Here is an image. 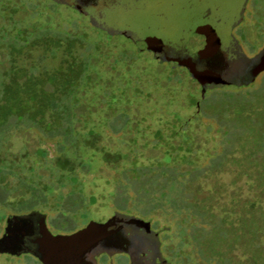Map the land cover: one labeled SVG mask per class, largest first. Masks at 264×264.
Listing matches in <instances>:
<instances>
[{
	"label": "rangeland",
	"instance_id": "1",
	"mask_svg": "<svg viewBox=\"0 0 264 264\" xmlns=\"http://www.w3.org/2000/svg\"><path fill=\"white\" fill-rule=\"evenodd\" d=\"M14 1L17 0H0V29H6L7 15L20 22L21 27L37 23L68 32L74 31L71 20L76 19L88 40L99 43L107 52L109 60L94 59V71L99 73L101 84L109 86L124 79L121 66L110 68L108 61L122 49H135L130 40L117 36L110 43H105L104 34L91 29L86 17L64 5L50 8L49 1L57 0H18L17 5ZM242 2L201 0L190 8L184 7L180 0L173 4H132L120 11V17L139 34L152 33L176 45L181 39H187L189 31L204 22L198 15L209 7L214 14L205 23L216 30L222 41H226L230 24L239 13ZM263 5L264 0H248L243 20L233 30L247 54L264 45V9L256 15L252 9ZM46 41L49 40H35L22 46L14 55L13 64L18 69L16 78L20 83L26 82L22 71L33 61H36L37 71L60 64V52L56 57L44 52ZM75 48L77 53L84 51L82 46ZM138 53L130 69L138 75V85L143 88V94H129L131 102L127 105L119 103L115 109H106L103 103L92 98L90 104L84 102L76 110L80 116L74 122L75 131L92 129L94 133L86 142L89 150H80V154L92 157L93 172L87 178L80 176L83 195L79 196V205L69 206L70 210L65 212L54 207L55 196L67 195L71 190V185H67L51 194L45 206L33 210L43 213L51 223L70 229L83 226L89 220L103 221L115 211L132 215L150 222L159 232L162 253L171 264H200L202 261L191 246L179 245L178 213L168 209H157L144 215L119 211L110 196L112 178L123 165L132 160L148 165L163 157L166 149L176 148L178 151L172 162L186 157L198 169L187 178L191 180L199 175L182 192L194 203L217 213L212 218L214 226L199 230L203 238L206 237L202 241L203 252L210 251L219 260L231 264H264V70L250 85L210 87L195 79L186 68L170 67L159 58V54L150 51ZM0 67H9L5 44L1 42ZM37 71L35 75L39 74ZM97 92L96 88H87L84 97L89 98ZM85 105H89L88 108ZM115 110H122L121 117H128V120L125 127L114 132L106 124V118L116 113ZM226 113L228 116L236 115L237 120L247 127L237 123L236 118L233 122L218 120L222 123L220 127L216 118L220 119ZM116 121L119 125L122 119L118 117ZM156 138L159 142L153 141ZM57 140L56 136H45L36 127L20 126L12 128L0 141V163L13 171L0 173V213L3 214L0 217V236L6 218L18 214L11 210L12 205L28 196V191L20 184L21 180H35L42 186L51 178L49 172L54 163L62 162L65 167L72 165V159L63 158L57 151ZM102 150L124 154L126 161L120 160L118 155H108L103 161ZM43 151L46 152L45 157L42 156ZM67 155L72 157L69 152ZM195 218L193 216L192 219ZM189 232L190 235L195 233L194 229ZM95 258L97 264H126L127 259L119 252L113 255L101 252ZM0 264L38 263L28 255L11 257L0 253ZM211 264H215L214 261Z\"/></svg>",
	"mask_w": 264,
	"mask_h": 264
},
{
	"label": "trees",
	"instance_id": "2",
	"mask_svg": "<svg viewBox=\"0 0 264 264\" xmlns=\"http://www.w3.org/2000/svg\"><path fill=\"white\" fill-rule=\"evenodd\" d=\"M17 2L18 0L14 1V4L17 5ZM30 4L34 5L31 2ZM49 4L50 8L59 6L53 1H49ZM252 9L253 14L256 15L264 9V5L262 8ZM6 18V29H0V42L5 44L6 55L9 59L8 68L0 67V141L5 139L14 127H36L47 137L56 136L58 138L57 151L63 158L72 159L70 167H65V164L59 161L54 163L49 172L51 178L42 186L38 185L35 180H21L20 184L28 191V196L14 203L11 210L23 214L39 206H45L51 194L71 185V190L67 195L57 194L55 196L57 201L54 204V207L61 208L64 212L69 211V206L79 205V196L83 195L81 194L83 184L80 176L87 178L93 172L92 157L85 153L80 154V150H89L90 147L86 142L94 133L92 129L82 132L75 131L74 122L80 116L76 110L84 102L90 104L92 98L103 103L106 109H115L119 103L127 105L131 102L129 94H143V88L138 85V75L130 69V64L137 59L139 53L136 48L118 51L111 61H108V64L110 68L121 66L124 79L109 86L103 85L100 82L99 73L94 71V59L109 60L107 52L103 51L99 43H92L88 40L76 19L71 20L74 31L68 32L53 28L51 25L41 26L37 23L21 27L20 22L15 21L10 15ZM89 27L101 31L91 25ZM101 32L104 34L105 43H110L113 38L117 37ZM42 39L49 40L44 46V52L47 55L56 57L59 52L61 53L59 55L60 64L52 69L42 67L40 71H37L36 61H33L22 71L27 79L26 82L20 83L16 78L18 69L13 64L14 55L22 46ZM75 46H82L84 51L77 53L74 50ZM36 71L39 74L35 75ZM87 88H96L98 92L92 93V96H89L90 99L86 98L84 92ZM85 106L88 108L89 105ZM121 111L116 112L115 110L116 113L106 118V124L114 132L127 125L128 117L122 118ZM236 114L239 115V113ZM118 117L122 119L119 125L116 123ZM235 118L237 123L247 127L244 122L237 120L236 115L228 116V113L216 120L232 121ZM218 123L221 127L222 123L219 121ZM153 141L159 142L157 138ZM170 150L166 149L163 157L148 165L137 164L132 160L116 171V175L112 178L113 191L110 195L114 207L119 211L135 212L140 215L157 209H168L170 212L178 213L180 217L176 221V229L180 236V246H191L199 255L202 261L200 264H211L212 261L215 264H231V262L219 260L217 255L210 254V251L203 252L202 241L206 237L203 238L199 230L214 226L212 218L217 213L212 212L208 207L194 203L191 197L182 192L187 189L188 184L197 179L199 175L191 180L187 177L198 169L186 157L174 161L175 163L172 162L173 155L176 156L178 150L176 148ZM68 152L72 154L71 158L68 157ZM100 153L103 161L108 155H118L122 158L120 160L126 159L121 153L113 154L105 150ZM42 156H46L45 151L42 152ZM3 164L0 163V173L13 172L8 165ZM2 215L0 213V217ZM193 216L197 219H192ZM193 229L195 233L190 235L189 231Z\"/></svg>",
	"mask_w": 264,
	"mask_h": 264
},
{
	"label": "water",
	"instance_id": "3",
	"mask_svg": "<svg viewBox=\"0 0 264 264\" xmlns=\"http://www.w3.org/2000/svg\"><path fill=\"white\" fill-rule=\"evenodd\" d=\"M176 1L179 0H67L65 3L86 15L92 27L109 35L126 36L134 43L137 51L160 52L161 60L170 67H184L204 84L246 85L264 70V46L252 57H247L231 37V30L241 19L247 0H243L239 13L230 24L226 41H222L216 30L205 23L214 14L209 7L198 15L204 22L189 31L187 39H181L176 45L152 33L139 34L120 17V11L132 4H173ZM180 1L184 7L190 8L201 0ZM36 214L41 216V236L35 241V246L30 248L23 241L26 233L24 229L12 236L6 235L5 230L0 237V253L30 252L42 264H97L95 257L100 252L121 249L126 228H148L147 221L117 211L103 221L89 220L83 227L69 234H51L45 226V215L36 210L22 215H10L6 218V224L23 223Z\"/></svg>",
	"mask_w": 264,
	"mask_h": 264
},
{
	"label": "flooded vegetation",
	"instance_id": "4",
	"mask_svg": "<svg viewBox=\"0 0 264 264\" xmlns=\"http://www.w3.org/2000/svg\"><path fill=\"white\" fill-rule=\"evenodd\" d=\"M65 1H67V0H57L55 3H57L59 5H64L70 9H72L76 13L87 18L86 15H83L79 11L67 6ZM247 3H248V0L245 3V8L242 12L241 19L233 26V28L231 30V37L236 42V45L238 46V48H240L241 52L245 56L252 57L264 45L262 47H260L259 49L253 50L252 52L247 54V53H245V51L243 50V48L240 44V39L236 36V34L233 33V30L235 29V27H237L243 20V15H244V12L246 10ZM112 36H122V37L127 38L126 36H123V35H112ZM128 40H130V39H128ZM243 40H244V38H243ZM146 51H150V52L154 53L151 50H146ZM142 52H145V51H142ZM154 54H156V55L159 54V58L161 59V53L160 52H157ZM235 58L236 57H234L233 60ZM205 85L211 86L214 84H205ZM29 212H31V211H28L26 213H29ZM26 213H23V214H26ZM18 215H22V214H18ZM44 222H45V226L48 229V231L54 235L55 234H69V233H71V232H73V231L84 226L83 225L80 227H76L75 229L67 228L66 226H62V224H60L58 226V223H56V222L51 223L46 218V216H44ZM22 229H24L26 231L25 238L23 241H25L27 246L30 248L35 246V241L38 238H40V236H41V233H40V231H41V216L36 214V215L32 216L30 219L28 218V220L23 222V223L13 222L10 224H5L2 235L5 233V230L7 232L6 235L12 236V235L20 233V231ZM120 247H121V249H119V250L103 251L102 253H105L107 255H113L114 253H118V252L123 253L127 258L126 264H171V262L167 259V257L164 256L162 253V248H161L162 245H161V241L159 239V232L153 228V226L151 225L150 222H148V228L143 227V226H132V227L126 228L124 231V234H123L122 244L120 245ZM2 254H6V255L11 256V257H19L20 255L24 254V255H28V256L32 257L33 259H35V261H37L38 264H42L38 260V258H36L30 252H19L17 254H10V253L4 252ZM95 262L97 263L96 258H95Z\"/></svg>",
	"mask_w": 264,
	"mask_h": 264
}]
</instances>
